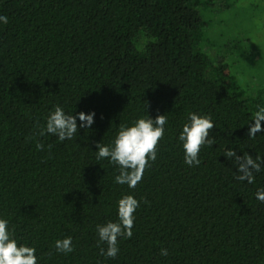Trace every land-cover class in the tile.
Instances as JSON below:
<instances>
[{
  "label": "trees",
  "instance_id": "16d2710c",
  "mask_svg": "<svg viewBox=\"0 0 264 264\" xmlns=\"http://www.w3.org/2000/svg\"><path fill=\"white\" fill-rule=\"evenodd\" d=\"M216 1L0 0L9 17L0 25V215L36 246L38 264H264V203L255 199L264 168L253 184L241 182L224 155L230 147L264 156V134L247 137L264 86L253 94L247 74L232 72L246 38L226 32L219 63L206 51L214 41L204 37L203 13ZM56 104L94 110V123L63 142L39 135ZM190 111L215 122V143L202 146L192 167L177 140ZM147 114L168 123L156 160L129 189L94 151ZM126 193L144 198L133 235L106 258L96 225L117 219ZM64 236L74 245L66 255L54 248Z\"/></svg>",
  "mask_w": 264,
  "mask_h": 264
},
{
  "label": "clouds",
  "instance_id": "9594fccd",
  "mask_svg": "<svg viewBox=\"0 0 264 264\" xmlns=\"http://www.w3.org/2000/svg\"><path fill=\"white\" fill-rule=\"evenodd\" d=\"M8 23L9 17L0 14V25ZM94 117V110L74 114L67 111L63 105L56 104L49 110L39 135L55 136L59 142L72 140L79 133V129H88L92 126ZM262 122L264 105H257L248 122L247 137L254 139L258 134H264ZM167 123L168 117L165 114H158L155 118L147 114L121 124L110 143L97 142V150L94 151L96 161L107 160L109 164L116 166L118 174L114 177V183L135 189L143 179L145 169L150 168V162L157 158V145L165 135ZM214 126L215 122L210 114L188 112L186 122L179 129L177 140L183 149L184 163L189 167L200 165L199 154L202 146H211L215 143V138L210 135V130ZM36 147L42 149L44 145L37 142ZM224 155L235 162L237 173L235 179L241 182L253 184L255 174L264 168V156L259 154L255 157L248 153L237 155L233 148L228 147ZM143 199V197L137 199L133 193L123 194L117 201V219L96 225L97 243L106 245V248H100L101 255L115 258L120 251L119 240L132 237L135 213ZM255 199L264 203V187L257 188ZM54 248L58 253L65 255L71 253L74 250L72 237L56 239ZM160 255L167 256L168 249L161 248ZM39 259L36 246L21 241L9 219L0 215V264H38Z\"/></svg>",
  "mask_w": 264,
  "mask_h": 264
},
{
  "label": "rangeland",
  "instance_id": "374dc122",
  "mask_svg": "<svg viewBox=\"0 0 264 264\" xmlns=\"http://www.w3.org/2000/svg\"><path fill=\"white\" fill-rule=\"evenodd\" d=\"M218 7L221 9L217 12ZM215 9L213 12L210 7L203 13L204 37L214 41V44H207L206 51L219 63L228 55L224 45L229 43L231 35L226 32L232 30L236 33L234 38H243V42L246 38L244 49L247 52L236 60L232 72L247 74L244 77L250 92L259 93L260 86H264V0H217ZM228 61L234 63L231 59ZM232 72H228L231 77Z\"/></svg>",
  "mask_w": 264,
  "mask_h": 264
}]
</instances>
